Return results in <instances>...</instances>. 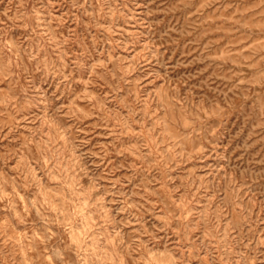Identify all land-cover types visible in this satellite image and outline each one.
Returning a JSON list of instances; mask_svg holds the SVG:
<instances>
[{
	"label": "rangeland",
	"instance_id": "374dc122",
	"mask_svg": "<svg viewBox=\"0 0 264 264\" xmlns=\"http://www.w3.org/2000/svg\"><path fill=\"white\" fill-rule=\"evenodd\" d=\"M0 264H264V0H0Z\"/></svg>",
	"mask_w": 264,
	"mask_h": 264
}]
</instances>
